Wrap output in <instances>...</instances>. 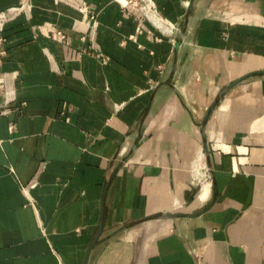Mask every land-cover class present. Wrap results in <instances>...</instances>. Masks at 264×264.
Wrapping results in <instances>:
<instances>
[{"label": "crops", "instance_id": "1", "mask_svg": "<svg viewBox=\"0 0 264 264\" xmlns=\"http://www.w3.org/2000/svg\"><path fill=\"white\" fill-rule=\"evenodd\" d=\"M136 2L0 20V264H264V0Z\"/></svg>", "mask_w": 264, "mask_h": 264}, {"label": "built area", "instance_id": "2", "mask_svg": "<svg viewBox=\"0 0 264 264\" xmlns=\"http://www.w3.org/2000/svg\"><path fill=\"white\" fill-rule=\"evenodd\" d=\"M129 2H132L133 4H137L136 1L129 0ZM33 3L32 0H20L17 5H14L12 7H9L6 9L1 15H0V20L1 21H6L10 19L12 16L23 13V12H28L32 9ZM59 35H61L60 32H58ZM2 41V38H0V42ZM205 156V152L202 149L201 152V158L202 156ZM197 168L196 176L195 179L199 183H205L210 180L211 177V167L209 164L206 162H203L202 159L195 164Z\"/></svg>", "mask_w": 264, "mask_h": 264}, {"label": "water", "instance_id": "3", "mask_svg": "<svg viewBox=\"0 0 264 264\" xmlns=\"http://www.w3.org/2000/svg\"><path fill=\"white\" fill-rule=\"evenodd\" d=\"M243 79H244V78H243ZM241 80H242V79H241ZM239 81H240V80L236 81L235 83H237V82H239ZM235 83H233L232 85H230V87L233 86ZM90 249H91V247H90L89 250H88V254H87L86 258H85V263H84V264H86V262H87V259H88V255H89Z\"/></svg>", "mask_w": 264, "mask_h": 264}, {"label": "bare ground", "instance_id": "4", "mask_svg": "<svg viewBox=\"0 0 264 264\" xmlns=\"http://www.w3.org/2000/svg\"><path fill=\"white\" fill-rule=\"evenodd\" d=\"M123 2H126V0H122ZM147 9V8H146ZM148 10V9H147ZM148 13H149V10L147 11ZM209 185V183L208 184H205V187H207Z\"/></svg>", "mask_w": 264, "mask_h": 264}, {"label": "rangeland", "instance_id": "5", "mask_svg": "<svg viewBox=\"0 0 264 264\" xmlns=\"http://www.w3.org/2000/svg\"><path fill=\"white\" fill-rule=\"evenodd\" d=\"M133 1H136V0H133Z\"/></svg>", "mask_w": 264, "mask_h": 264}]
</instances>
